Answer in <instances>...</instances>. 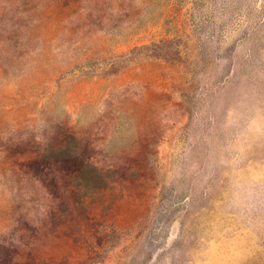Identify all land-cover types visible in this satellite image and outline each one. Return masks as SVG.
<instances>
[{
	"label": "rangeland",
	"instance_id": "rangeland-1",
	"mask_svg": "<svg viewBox=\"0 0 264 264\" xmlns=\"http://www.w3.org/2000/svg\"><path fill=\"white\" fill-rule=\"evenodd\" d=\"M0 264H264V0H0Z\"/></svg>",
	"mask_w": 264,
	"mask_h": 264
}]
</instances>
